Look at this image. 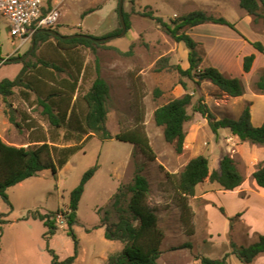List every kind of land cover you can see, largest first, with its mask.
<instances>
[{"label": "rangeland", "instance_id": "374dc122", "mask_svg": "<svg viewBox=\"0 0 264 264\" xmlns=\"http://www.w3.org/2000/svg\"><path fill=\"white\" fill-rule=\"evenodd\" d=\"M202 1L204 0H198L196 5L182 10V6L173 0L170 3H165V0H124V10L129 13L131 28L127 29L123 37L111 39L96 50L80 46L62 51L58 47L57 39L51 36L48 41L43 42L46 46L39 44L35 55L31 53L23 61L0 62V82L6 78L17 77L25 60L36 64L28 69L26 76L32 84L40 87L39 91L44 95L49 94L53 86L45 87L37 82L38 59L57 63L62 68L61 71H56L59 79L67 77L70 71L80 72L77 68L79 64L82 67L85 64L87 66L79 87L78 99L74 100L72 128L67 124L62 127L52 125L43 114V105L34 90L16 87L14 94L8 98L12 108L7 107L0 95V133L5 139L22 146L34 145L30 143L42 138L60 148L82 145L79 151L70 156L57 175L52 170L45 169L37 176L10 187L8 193L13 207L0 196V212L7 213V216L1 217L6 220L3 223L1 244L5 251L8 249L4 257L8 264H53L52 251L60 260L74 254L75 240L67 221L62 226L55 221L57 231L51 235L44 221L31 216V211L41 210L44 213L68 210L71 191L80 183L84 173L95 165H98V169L86 184L77 211V222L73 225L80 253V259L73 264H107L110 254L119 253L123 249V242L106 237V224L102 223L101 217L109 209L110 222L118 220L117 213L111 207L113 196L121 184L132 182L136 165L143 167L142 172L150 182L148 204L158 214L159 224L165 232L159 264H200L198 258L201 255L222 258L228 251L225 244L208 240L205 222L201 221L199 225L195 222L193 204L196 203L192 202V198L189 203L194 213V233H188L190 227L181 219L176 186L179 174L193 157L206 155L210 159L211 170L216 167L218 150L213 152L212 149L223 136L215 133L207 119L195 111L194 105L199 98L204 97L217 118L236 117V103L229 101L211 81L203 80L198 83L197 78L183 76L175 66L180 64L185 69L189 67L187 47L184 43L175 41L156 20L145 15L152 12L155 16L172 22L191 12V9H205L201 6ZM45 4L60 5V22L46 28H53L63 34L71 31V34L80 32L104 36L103 33L109 28L120 27L119 0H46ZM213 15L227 18L236 27L234 29L212 22L198 27V31L205 34L201 39L205 41L207 49L215 48L211 53L215 67L223 71L222 69L229 66L235 77L249 85L251 77L243 72L244 59L241 56L250 49H245L234 37L241 35L253 41L251 25L247 23L246 16H241L237 9L220 8ZM254 24L258 30H264L262 21ZM191 30L187 29L188 32ZM261 41L264 45V36ZM20 43L18 38L11 35L9 20L0 15L1 55L17 57L27 53L32 47L31 41L15 51ZM43 45L47 48L46 51H40ZM109 46L131 53L121 54ZM204 46L200 45L205 59ZM202 65L208 66L205 61ZM98 70L111 87L107 126L113 138L108 140H102L89 131L80 132L77 129L79 126L84 127L83 119L88 108L83 96L91 87ZM157 88L161 91L159 95L155 93ZM187 91L193 94L192 103L188 107L191 118L185 125L187 136L184 151L178 153L174 145L165 139L164 127L156 123L154 113L160 105L183 96ZM55 100L58 104L55 106L56 111H71L73 96L71 99L60 96ZM11 109L19 125L11 122ZM136 128H142L148 136L154 158L147 156L140 146L116 138L118 133ZM225 137V141L231 143L228 136ZM38 143L40 141L35 144ZM241 167L244 168V165ZM211 183L213 182L207 179L198 186L205 191L212 186ZM187 243H191V247H181ZM103 253H109L105 262L101 258ZM227 262L244 264L238 256Z\"/></svg>", "mask_w": 264, "mask_h": 264}, {"label": "trees", "instance_id": "16d2710c", "mask_svg": "<svg viewBox=\"0 0 264 264\" xmlns=\"http://www.w3.org/2000/svg\"><path fill=\"white\" fill-rule=\"evenodd\" d=\"M240 6L253 17L254 23L262 21L264 23V0H239ZM52 6H46L43 9V14H46ZM124 15L127 23V29L131 28L129 13L124 10ZM156 20L162 25L167 33L179 43H184L188 49L189 67L183 68L180 64L175 68L183 75L190 78H197L200 83L203 80H209L214 85L219 87L224 93L232 97L242 96L245 91V84L239 77H232L215 66H203L204 52L200 47V43L187 31L188 28H193L199 24L212 22L225 24L232 28H236L235 24L223 16H214L207 13L205 10H194L182 15L178 19L168 22L161 16H155L154 13L148 12L145 14ZM122 31V26L108 32L104 36L119 34ZM80 33V32H76ZM54 36L58 41V47L63 51L86 46L96 50L97 47L104 46L105 42H97L89 38H73L63 39L49 32H41L37 35V44L32 52L36 54L40 43L48 41V38ZM255 48L264 51V45L261 42H251ZM121 54H130L131 51L124 52L116 46H109ZM255 54L247 55L244 58L243 69L245 73L251 71ZM40 64L45 67L52 68L56 71H61L62 68L57 63L47 62L38 59ZM35 67L36 64L24 61V67L19 75L13 79L6 78L0 82V95L3 96L7 107L12 108L13 105L8 98L14 94L16 87H25L34 90L38 93V100L43 105V114L47 116L50 123L56 127L68 125L73 127L74 105L71 111L68 109H59L56 111V97H69L77 91L79 79L74 78L70 81L68 78H63L57 84L55 90L44 95L39 86L32 84L28 80L26 73L29 68ZM54 73V71H52ZM56 76V75H55ZM69 84V85H68ZM185 88L186 84L183 83ZM70 89V94L64 91V87ZM254 89L264 93V70L259 78L254 83ZM155 93L159 95L160 89H156ZM111 96V87L109 82L100 74L92 82L91 87L86 91L83 98L87 103V111L84 115L83 126L77 128L80 132H91L97 135L102 140L113 138L107 126L108 119V101ZM67 97V98H68ZM193 100V94L186 92L181 97H176L167 103L160 105L154 113L155 121L158 125L164 127L165 139L172 143L178 153L184 151L185 139L187 136L185 125L191 118L188 107ZM195 111L201 113L207 119L211 129L218 133L220 129H229L235 136L242 141H251L256 144L264 145V123L260 126H255L252 122V113L250 103H247L242 114L238 118L223 117L217 118L204 97H200L194 105ZM10 114V120L13 123L18 122L13 115V110ZM116 138L122 141L134 143L141 147L143 152L150 158H154V150L150 144L148 136L142 128H136L127 132H120ZM82 148L81 144H74L66 147H58L50 144L47 140L42 143L30 146H18L7 143L0 134V196L12 207V202L8 190L24 180L37 176L45 169L52 170L54 175H57L59 170L69 161L71 155ZM98 165L88 169L80 183L71 191L68 210L66 211V221L75 240V252L72 256L65 260H60L59 256L53 253V264H73L78 257V239L74 233L73 225L77 222V211L81 198L85 192L86 184L95 175ZM143 167L136 165L135 174L132 182L129 184H121L118 191L113 196L112 209L117 213L118 220L110 222L109 209H106L104 216L101 217L102 223L106 224V237L111 240H119L123 242L124 247L119 253L110 254L107 264H159L158 260L162 253V244L165 238V232L159 224V216L156 211L149 206L148 197L150 194V182L146 175L143 174ZM256 183L260 187H264V161L259 164L253 173ZM219 184L225 190H234L241 186L245 181V177L239 170L235 159L225 154L219 162V167L211 170L210 159L206 155H198L188 161L182 172L179 174V180L176 186L178 205L181 208V219L185 225L189 226L188 233L193 234L192 228L193 210L189 203V199L196 195L199 184L206 180ZM100 211V210H99ZM224 212V209L221 208ZM58 211L42 212L41 210L31 211V216L44 221L49 228V233L52 235L57 231L55 224V216ZM7 216V213L0 212V253L3 223L6 220L1 217ZM191 247V243H187L181 247ZM232 253L236 254L245 264H253L255 259L264 254V233L260 234L258 240L248 246L238 245L231 242ZM226 254L223 258H212L206 255L199 256L200 264H228Z\"/></svg>", "mask_w": 264, "mask_h": 264}, {"label": "crops", "instance_id": "0c3cea01", "mask_svg": "<svg viewBox=\"0 0 264 264\" xmlns=\"http://www.w3.org/2000/svg\"><path fill=\"white\" fill-rule=\"evenodd\" d=\"M165 1H167L165 3H170V0ZM173 2H176L180 6H182V10H187L186 8L188 6L196 5L198 3V0H173ZM202 4L203 5L201 6H204L205 9L201 10H205L207 13L209 12V14L212 15L213 12L220 10V8L237 9L240 12L241 16H246L247 23L251 25V30L253 31V41L247 39V37L244 38L239 34L238 35L240 37H234V39L239 40V42L245 49H250L247 54L243 53L241 58L244 59L247 55L250 54H255L256 56L251 71L245 73L243 69V72L247 74L248 77H251V80L249 79L250 84L245 85L246 91L242 96L239 97L229 96L224 93L219 87L218 88L221 90L223 95L227 97L229 101H235V112H237L238 115L234 118L240 117L246 104L250 103L252 122L255 126H260L264 123V93L256 91L254 89V83L264 70V54L263 52L255 48V46L251 42H262L261 38L262 36H264V30H258L257 28H255L253 17L249 16L247 11L241 8L239 0H204L202 1ZM191 11L193 10L191 9ZM201 25L202 24L194 26L193 28H191L192 30L189 33L193 36L196 41L205 45L204 47L206 51V57L204 61L207 62V65L215 66V63L211 58V53L215 50V48L207 49L205 41L201 39V36L205 34L202 33L200 30L198 31V27H200ZM115 29L116 27L109 28L103 34L111 32ZM65 34H71V31L65 32ZM46 43L48 45V42ZM44 45L46 46V44ZM44 45L41 46L40 51H46L47 48ZM47 62L54 63V61L49 60ZM77 66L80 72L75 73L73 71H70V74L67 77H64L70 79V81H73L75 77L79 79L78 89L72 95V107L75 104L74 100L78 99L79 87L84 79L87 67L86 64L83 67L82 65L80 66V64ZM38 67L39 70L38 72L36 71L37 82H40L41 85H44L45 87L53 86L51 90H55V88L58 87L57 84L63 78H57L55 76L56 72L53 73L52 71L54 70L52 68L45 67L42 65ZM222 70V72H224L225 74L235 77L231 73L229 66L228 68ZM63 89L66 93L70 94V89L67 86ZM218 133L221 137H223L216 144V147L214 146V148L212 149L213 152H216L218 150V157L215 165L216 167L214 168L216 169L219 167V162L223 155L229 154L235 159L239 170L245 177V181L241 186L237 187L234 190H225L217 183H215L217 184L216 186L214 183H211L212 186H209L207 189H205V191H203L202 188L198 186L196 195L191 198L192 202L196 203L193 204V209L195 212V222L198 223V225L201 223V221L205 222L208 240L212 243L225 244L228 248V251H226L222 255V258L226 254H229L227 260H232L233 258H235V256H237L236 254L232 253V241L238 245L248 246L256 242L258 240L259 235L264 233V187H260L253 177L254 171L257 169L259 164L264 161V145L256 144L251 141H242L237 136H235L230 130L227 129H220ZM225 136H228V140L230 139L231 143L225 141V138H227ZM3 139L9 144L18 145L9 139H5L4 137ZM44 140L47 139L42 138L34 140V142L30 144H35L37 143V141H40V143H42L44 142ZM242 164L244 165V168L241 167ZM248 183L249 185H247ZM221 208L224 209V212H221L219 210ZM2 247L3 246L1 244L0 264H8L4 260V257H6L7 255L8 249L5 251ZM108 254L109 253H103L101 255V258L104 260V262L106 261ZM77 259H80V253ZM253 264H264V254L258 256L253 262Z\"/></svg>", "mask_w": 264, "mask_h": 264}, {"label": "built area", "instance_id": "2783aa9c", "mask_svg": "<svg viewBox=\"0 0 264 264\" xmlns=\"http://www.w3.org/2000/svg\"><path fill=\"white\" fill-rule=\"evenodd\" d=\"M46 0H0V15L9 20L11 35L20 40L15 51L32 41L34 32L43 27H52L60 22L62 11L56 4L43 14ZM66 211L56 213L55 220L62 226L66 220Z\"/></svg>", "mask_w": 264, "mask_h": 264}, {"label": "water", "instance_id": "95a60500", "mask_svg": "<svg viewBox=\"0 0 264 264\" xmlns=\"http://www.w3.org/2000/svg\"><path fill=\"white\" fill-rule=\"evenodd\" d=\"M118 12H119L120 23L122 26V31L119 34L109 35V36H105V37H95V36L88 34V33L62 34L53 28L43 27V28L37 29L34 32L33 37H32V47L27 53H25L23 55H19L17 57H11V56L3 57L1 55V45H0V62L1 63H7V62L23 61L29 54H31L35 50L36 44H37L36 37L41 32H49V33H51L57 37H61L63 39L89 38V39H93L97 42H107L111 39L123 37L127 32V23H126V19H125V15H124V0H119Z\"/></svg>", "mask_w": 264, "mask_h": 264}]
</instances>
